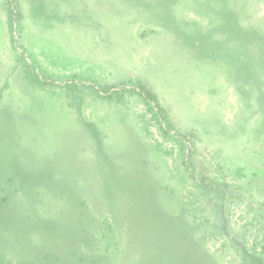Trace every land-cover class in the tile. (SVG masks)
Wrapping results in <instances>:
<instances>
[{"label": "rangeland", "instance_id": "1", "mask_svg": "<svg viewBox=\"0 0 264 264\" xmlns=\"http://www.w3.org/2000/svg\"><path fill=\"white\" fill-rule=\"evenodd\" d=\"M0 264H264V0H0Z\"/></svg>", "mask_w": 264, "mask_h": 264}]
</instances>
